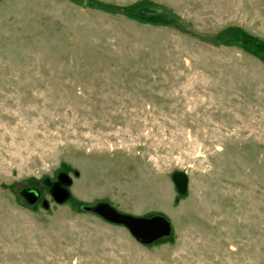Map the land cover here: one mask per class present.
<instances>
[{
	"label": "rangeland",
	"instance_id": "374dc122",
	"mask_svg": "<svg viewBox=\"0 0 264 264\" xmlns=\"http://www.w3.org/2000/svg\"><path fill=\"white\" fill-rule=\"evenodd\" d=\"M0 264H264V0H0Z\"/></svg>",
	"mask_w": 264,
	"mask_h": 264
},
{
	"label": "water",
	"instance_id": "95a60500",
	"mask_svg": "<svg viewBox=\"0 0 264 264\" xmlns=\"http://www.w3.org/2000/svg\"><path fill=\"white\" fill-rule=\"evenodd\" d=\"M65 184H69L70 180L65 175L61 176ZM173 180L177 188L183 192L187 185V176L184 172H175ZM51 193L58 202L65 201L69 192L66 188L61 187L58 183H54ZM24 197L33 203L40 198V191L34 188H26L22 191ZM43 206L47 207L48 202L43 201ZM88 209L102 218L116 224L126 226L131 234L141 243L148 244L155 240L168 235L170 233V223L161 215H154L149 218L131 215L129 213L120 212L107 201L97 202Z\"/></svg>",
	"mask_w": 264,
	"mask_h": 264
},
{
	"label": "flooded vegetation",
	"instance_id": "af4514ba",
	"mask_svg": "<svg viewBox=\"0 0 264 264\" xmlns=\"http://www.w3.org/2000/svg\"><path fill=\"white\" fill-rule=\"evenodd\" d=\"M54 183H58V184H59V182H57V181L52 182V183H51V188H50V189H52V186H53ZM59 185H60V184H59ZM60 186H61V185H60ZM61 187H62V186H61Z\"/></svg>",
	"mask_w": 264,
	"mask_h": 264
}]
</instances>
